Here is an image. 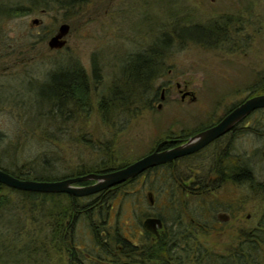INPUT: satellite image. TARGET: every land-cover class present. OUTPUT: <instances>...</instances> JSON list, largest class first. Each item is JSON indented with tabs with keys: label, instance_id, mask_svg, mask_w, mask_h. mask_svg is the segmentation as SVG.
Here are the masks:
<instances>
[{
	"label": "rangeland",
	"instance_id": "rangeland-1",
	"mask_svg": "<svg viewBox=\"0 0 264 264\" xmlns=\"http://www.w3.org/2000/svg\"><path fill=\"white\" fill-rule=\"evenodd\" d=\"M60 3L0 0V159L4 167L16 169L37 157L36 166L43 159L53 165L51 175H69L82 164L90 167L103 160L102 142L112 146L118 163L132 162L166 135L188 133L210 117L223 116L227 107L247 96L256 76L264 74V0H79L62 8ZM221 16L243 18L230 24L238 42L232 52L186 42L185 34L181 42L173 37L176 23L185 27ZM61 23L69 24L65 45L50 48L48 40ZM167 35L171 40L163 51L166 74L154 83L159 88L151 108L138 109L132 117L121 114L116 116L120 121L104 124L97 108L100 96L120 79L131 55ZM77 66L89 77L87 102L61 108L51 99L47 102L48 96L53 98L49 90L55 88L50 86L56 72ZM113 130L117 131L112 134ZM238 144L253 146L247 136ZM263 177L264 172L258 173L259 179ZM139 185L140 181L129 189L131 201L120 207V196L115 198L108 216L111 225H124V231L137 225V218L148 208L146 194L136 191ZM246 205L232 214L223 208L213 212L214 226L201 238L203 250L212 252V258L234 246L241 228L255 225L261 208ZM23 222L24 230L28 229L26 219ZM85 227L80 225L76 232L81 248L89 241Z\"/></svg>",
	"mask_w": 264,
	"mask_h": 264
},
{
	"label": "trees",
	"instance_id": "trees-1",
	"mask_svg": "<svg viewBox=\"0 0 264 264\" xmlns=\"http://www.w3.org/2000/svg\"><path fill=\"white\" fill-rule=\"evenodd\" d=\"M60 1L61 8L79 2ZM235 18L243 19L221 16L215 21L190 23L185 27L176 23L173 37L181 42L185 34L186 42L232 52L238 45L233 28L230 32V24ZM185 19L189 22L190 15ZM169 40L170 35L157 39L153 46L129 57L120 79L106 88L98 100L97 108L104 124L120 121L116 116L121 114L132 117L138 109L151 108L159 88L154 83L166 74L163 51H167ZM71 69L60 68L50 86L55 88L49 90L53 98L48 96L47 102L51 99L58 108L67 103L81 106L89 99V77L81 67ZM247 91L246 97L264 93V74L256 76ZM243 99L227 107L226 112ZM263 112L264 108L252 111L229 132L193 154L148 168L135 178L96 194L72 198L67 193L22 191L0 183V264H122L123 257L131 261L139 259L145 264H262L264 177L259 179L258 173L264 172V166H261L264 162ZM213 120L210 117L188 133L166 137L182 142L211 126ZM245 136L252 140V147L243 148L238 144V139ZM102 144L99 156L103 160L90 167L82 164L84 167L61 177L51 175L54 167L48 159L41 160L40 166H36L40 162L37 157L16 169L4 167L0 159V168L22 179L58 180L89 172H107L131 162L118 163L113 157L112 146L107 142ZM188 179L192 181L186 184ZM139 181L136 191L143 196L151 192L154 203L150 204L146 196L148 208L137 218V225L132 226L129 233L124 231V225H111L108 216L115 198L120 196V207L128 201L129 189L136 188ZM248 203L261 208L255 225L241 228L234 246L212 258V252L203 250L201 238H205L214 226L213 212L223 208L232 214L233 210L243 211ZM146 215L162 219V235L155 242L146 239L139 247L144 254L138 258L133 236ZM80 225L86 226L89 235L85 248L76 243Z\"/></svg>",
	"mask_w": 264,
	"mask_h": 264
},
{
	"label": "water",
	"instance_id": "water-1",
	"mask_svg": "<svg viewBox=\"0 0 264 264\" xmlns=\"http://www.w3.org/2000/svg\"><path fill=\"white\" fill-rule=\"evenodd\" d=\"M37 22V20H34ZM69 31L68 23H61L54 35L48 40V46L60 49L65 45V36ZM185 96L183 94L182 98ZM264 108V93L248 96L224 114L215 124L189 136L185 141L175 146L154 150L130 162L129 164L102 173L89 172L83 175L66 177L58 180L22 179L0 168V183L10 188L42 193H67L73 197H83L96 194L104 189L114 187L127 180L133 179L148 168L176 160L193 154L215 139L229 132L236 124L246 118L252 111ZM91 181L89 184H79ZM152 194H149L151 197ZM152 202V199H150ZM158 217H147L142 226L158 236L162 227ZM134 264V263H125Z\"/></svg>",
	"mask_w": 264,
	"mask_h": 264
},
{
	"label": "flooded vegetation",
	"instance_id": "flooded-vegetation-1",
	"mask_svg": "<svg viewBox=\"0 0 264 264\" xmlns=\"http://www.w3.org/2000/svg\"><path fill=\"white\" fill-rule=\"evenodd\" d=\"M215 20H218V18H215L214 20L212 19V21H215ZM33 22H35V21H33ZM162 97H163V95H161ZM161 97V98H162ZM226 114V113H225ZM222 116H220L219 118H217L216 120H213L212 122H214L213 124H215L220 118H221ZM212 124V125H213ZM223 136V135H222ZM221 136V137H222ZM188 138V137H187ZM186 138V139H187ZM220 138V137H219ZM218 139V138H217ZM181 139H178V138H176V139H174V137H165L164 139H161V140H159V141H157L156 142V144H155V146H154V148L151 150V151H149V152H152V151H154V150H156V149H158V150H163V149H166V148H169V147H172V146H175V145H177V144H180V143H182L181 141H180ZM216 140V139H215ZM214 140V141H215ZM177 141H180L179 143H177ZM185 141V140H184ZM214 141H212V142H214ZM114 170V169H113ZM89 183H91V182H89ZM89 183H86V184H89ZM149 194H152L151 192H147V199L149 200V202H150V204H153L154 203V197H153V194H152V196L151 197H149ZM97 197H99V196H97ZM150 199H152V202L150 201ZM147 217H157V216H153V215H146V216H144L143 217V219L141 220V222H140V229L138 228V230H136L135 231V233H134V238H133V241H135L134 243H133V246L134 247H137V250H138V252H137V256H138V258L141 256V254L143 253L141 250H139V247H140V245H143V244H145V240L146 239H149L150 240V242H155V241H157V240H159L160 238H161V235H162V228H163V225H162V227L160 228V229H158V236L156 235V234H154V233H152V232H150V231H147V230H145L144 228H143V226H142V223H143V221H144V219L145 218H147ZM158 218H160V217H158ZM161 219V218H160ZM162 220V219H161ZM162 223H163V221H162ZM105 230V229H104ZM125 230V229H124ZM129 233L132 231V228H130V230L127 228L126 229ZM144 254V253H143ZM125 263H134V264H145V262H143V261H140L139 259H136V260H134V261H131V260H125V257H123L122 258V264H125Z\"/></svg>",
	"mask_w": 264,
	"mask_h": 264
}]
</instances>
